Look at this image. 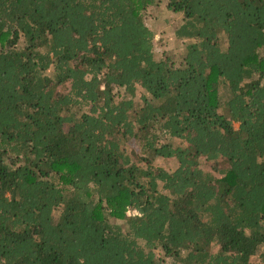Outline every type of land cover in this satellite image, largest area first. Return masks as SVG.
<instances>
[{
  "label": "trees",
  "instance_id": "16d2710c",
  "mask_svg": "<svg viewBox=\"0 0 264 264\" xmlns=\"http://www.w3.org/2000/svg\"><path fill=\"white\" fill-rule=\"evenodd\" d=\"M161 1L0 0V264H264V0Z\"/></svg>",
  "mask_w": 264,
  "mask_h": 264
},
{
  "label": "rangeland",
  "instance_id": "374dc122",
  "mask_svg": "<svg viewBox=\"0 0 264 264\" xmlns=\"http://www.w3.org/2000/svg\"><path fill=\"white\" fill-rule=\"evenodd\" d=\"M180 19V15L174 14L164 7L163 0L158 5L146 10L144 21L155 34L153 51L156 59L166 56L175 61L180 59L184 50V42L178 40L174 34V30ZM139 93H141V90L137 94ZM135 99L138 101V95H136ZM235 127L237 128V124H235ZM155 164L166 169L173 168L175 165L172 159L161 158H158ZM206 168L209 170V167Z\"/></svg>",
  "mask_w": 264,
  "mask_h": 264
},
{
  "label": "built area",
  "instance_id": "2783aa9c",
  "mask_svg": "<svg viewBox=\"0 0 264 264\" xmlns=\"http://www.w3.org/2000/svg\"><path fill=\"white\" fill-rule=\"evenodd\" d=\"M129 213L136 214V211H131V212H129Z\"/></svg>",
  "mask_w": 264,
  "mask_h": 264
}]
</instances>
